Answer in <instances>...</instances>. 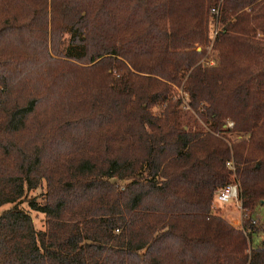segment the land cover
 <instances>
[{
	"label": "trees",
	"instance_id": "16d2710c",
	"mask_svg": "<svg viewBox=\"0 0 264 264\" xmlns=\"http://www.w3.org/2000/svg\"><path fill=\"white\" fill-rule=\"evenodd\" d=\"M261 204L264 0H0V264H264Z\"/></svg>",
	"mask_w": 264,
	"mask_h": 264
},
{
	"label": "rangeland",
	"instance_id": "374dc122",
	"mask_svg": "<svg viewBox=\"0 0 264 264\" xmlns=\"http://www.w3.org/2000/svg\"><path fill=\"white\" fill-rule=\"evenodd\" d=\"M221 27L217 21V18L211 17L209 19V29H208V44L205 45L204 47L197 46L196 51L201 52L203 49L205 51V56L204 58L200 61V64H203L205 66L209 67H214L217 64V59H218V53H216L214 50H212V46L215 40V37L217 36L218 32L220 31ZM69 34L65 35V45L64 48H69ZM71 52H74V49H70ZM172 95L173 98H181L183 100V105L185 106L184 111H188L189 109L187 108L186 102L184 101L185 95L182 92V87H176L172 86ZM163 106H154L151 108V113L154 116H159L161 113ZM229 124H232V122H229ZM228 124V128L230 127ZM231 137V136H228ZM232 136L231 138H233ZM237 140L238 137L233 138V140ZM239 188V187H238ZM41 193L40 190L36 191L35 193H32L30 197H35L38 196ZM214 195V200H213V209L214 211L222 218L226 219L230 225L237 229H243V218H242V210L240 206L239 201H231L228 204H220L217 202L215 199ZM11 206H5L0 208V214L8 210ZM19 207L23 209L26 213L30 215L32 218L34 227L36 230H43L44 225H45V219L44 215L37 213L35 211H32L26 203L22 202L19 204ZM252 224L256 228V233L251 234V247L256 248L259 247L263 242H264V204L259 205L254 213L253 216L251 217ZM254 222V223H253Z\"/></svg>",
	"mask_w": 264,
	"mask_h": 264
},
{
	"label": "built area",
	"instance_id": "2783aa9c",
	"mask_svg": "<svg viewBox=\"0 0 264 264\" xmlns=\"http://www.w3.org/2000/svg\"><path fill=\"white\" fill-rule=\"evenodd\" d=\"M229 126L232 127V124H229ZM227 166L230 169H232L231 164H227ZM238 196H239L238 185L231 184L229 186H226V187L218 190L216 193L215 199L220 204H228L231 201H238Z\"/></svg>",
	"mask_w": 264,
	"mask_h": 264
},
{
	"label": "crops",
	"instance_id": "0c3cea01",
	"mask_svg": "<svg viewBox=\"0 0 264 264\" xmlns=\"http://www.w3.org/2000/svg\"><path fill=\"white\" fill-rule=\"evenodd\" d=\"M232 203V202H231Z\"/></svg>",
	"mask_w": 264,
	"mask_h": 264
}]
</instances>
